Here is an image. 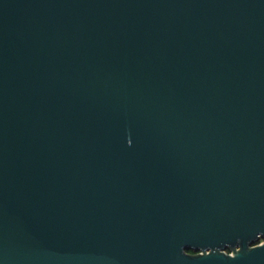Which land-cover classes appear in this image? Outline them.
<instances>
[{
	"label": "water",
	"instance_id": "water-1",
	"mask_svg": "<svg viewBox=\"0 0 264 264\" xmlns=\"http://www.w3.org/2000/svg\"><path fill=\"white\" fill-rule=\"evenodd\" d=\"M0 264H264V0H0Z\"/></svg>",
	"mask_w": 264,
	"mask_h": 264
},
{
	"label": "flooded vegetation",
	"instance_id": "flooded-vegetation-1",
	"mask_svg": "<svg viewBox=\"0 0 264 264\" xmlns=\"http://www.w3.org/2000/svg\"><path fill=\"white\" fill-rule=\"evenodd\" d=\"M263 240H261L260 239V242H262ZM229 251L228 250H226V253H228ZM188 253H190V254H194V252L193 251H188Z\"/></svg>",
	"mask_w": 264,
	"mask_h": 264
}]
</instances>
